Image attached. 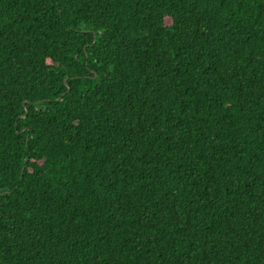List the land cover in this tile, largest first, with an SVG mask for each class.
Here are the masks:
<instances>
[{"label": "trees", "instance_id": "obj_1", "mask_svg": "<svg viewBox=\"0 0 264 264\" xmlns=\"http://www.w3.org/2000/svg\"><path fill=\"white\" fill-rule=\"evenodd\" d=\"M0 264H264V0H0Z\"/></svg>", "mask_w": 264, "mask_h": 264}]
</instances>
